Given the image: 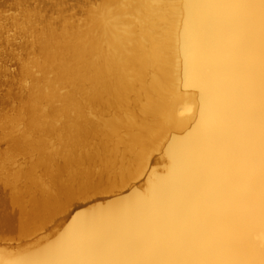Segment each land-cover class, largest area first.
<instances>
[{
	"label": "bare ground",
	"instance_id": "1",
	"mask_svg": "<svg viewBox=\"0 0 264 264\" xmlns=\"http://www.w3.org/2000/svg\"><path fill=\"white\" fill-rule=\"evenodd\" d=\"M68 1L14 4L0 239L60 229L0 264H264V0Z\"/></svg>",
	"mask_w": 264,
	"mask_h": 264
},
{
	"label": "rangeland",
	"instance_id": "2",
	"mask_svg": "<svg viewBox=\"0 0 264 264\" xmlns=\"http://www.w3.org/2000/svg\"><path fill=\"white\" fill-rule=\"evenodd\" d=\"M17 0H0V97L6 93V89L9 86L13 89L14 93H19L22 91V87L27 84L28 80L15 82L17 80V73L20 70L22 63L26 64V60L34 58L32 53V47L29 43L32 41L31 29L29 31L21 30L23 29V24L20 26L13 25L14 21H17L23 14V10L14 6ZM86 0H70L68 1L70 5H74L75 10L78 9L76 4L84 3ZM95 3V6L99 3V0H88L87 2ZM48 4V0H44V6ZM91 10V9H90ZM92 11V10H91ZM90 14L87 11H79L77 22L80 24L86 23L85 16ZM4 24V26H1ZM85 27V26H84ZM24 61V62H23ZM13 78V81L12 79ZM10 79V81H9ZM12 103L11 106H13ZM3 109V105L0 99V111ZM2 122L0 121V125ZM5 148L6 145L0 140V144ZM144 183L142 179L140 184ZM95 200V199H94ZM60 229L59 225L53 224L52 226L46 228L45 230L37 232L35 235L27 239H13L9 241L11 237H3V244L1 246H6L11 250H18L24 246H28L33 243H37V240L45 241L55 234Z\"/></svg>",
	"mask_w": 264,
	"mask_h": 264
}]
</instances>
